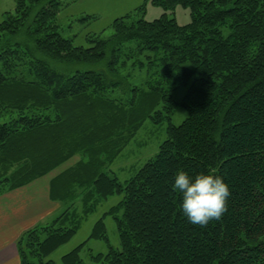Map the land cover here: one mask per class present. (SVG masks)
I'll use <instances>...</instances> for the list:
<instances>
[{
    "label": "trees",
    "instance_id": "16d2710c",
    "mask_svg": "<svg viewBox=\"0 0 264 264\" xmlns=\"http://www.w3.org/2000/svg\"><path fill=\"white\" fill-rule=\"evenodd\" d=\"M150 1L164 11L188 7L191 20L179 25L165 12L150 21L134 18L142 4L115 18L109 37L91 38L89 47L60 34V0H15L0 21V194L79 156L52 180L68 205L18 240L20 264H56L46 258L77 231L72 202L79 199L89 213L115 194L121 199L88 237L108 248L88 247L94 262L264 264V0ZM129 40L137 44L124 45ZM144 51L160 60L171 85L149 80L135 87L137 102L113 97L117 88L130 90L121 69ZM189 81L176 102L172 90ZM177 105L187 110L185 119L169 124L156 155L120 181L110 169L114 158L146 117L159 123ZM177 169L225 180L231 195L219 220L193 225L182 215L171 187ZM107 216L119 247L109 242ZM86 242L61 263L84 264Z\"/></svg>",
    "mask_w": 264,
    "mask_h": 264
},
{
    "label": "rangeland",
    "instance_id": "374dc122",
    "mask_svg": "<svg viewBox=\"0 0 264 264\" xmlns=\"http://www.w3.org/2000/svg\"><path fill=\"white\" fill-rule=\"evenodd\" d=\"M61 6L56 16L58 30L63 37L72 38L75 46L89 47L93 45L91 38H107L111 34L112 21L124 16L127 13L135 12V9L144 4V12L137 11L134 18L140 16L145 20H154L159 18L164 12L168 17L174 18L179 25H185L190 22V9L180 4L176 5L171 11H164L161 7L151 3L150 0H60ZM15 0H0V21L5 17V12L13 11ZM224 34L226 30L224 29ZM136 40H129L124 45L134 47ZM147 52L129 58L126 67L121 69L122 73L127 74L129 89L125 85V91L117 88L118 93H111L113 97L132 98L135 102L140 100V90L135 87L146 88L147 81L161 80L164 78V71L161 69L160 60L154 57L146 58ZM134 62V65L128 64ZM141 63V64H140ZM172 79L164 78L163 85H171ZM180 85L171 92L172 98L176 102H181L188 86ZM134 97V98H133ZM162 101L157 106L151 108L149 113L160 109ZM147 109V108H146ZM149 109H147L148 111ZM187 116V110L177 105L169 119H164L159 123H154L150 117H146L136 133L129 139L128 143L122 148L121 152L114 158L110 165L120 181L132 177L135 172L144 165L145 162L153 158L158 152L159 145L166 138V129L169 124L179 125ZM122 195H112L102 200L92 212L84 213L81 208V201L75 199L71 204L70 211L74 210V224L77 226L76 233L64 244L60 245L51 252L46 259L53 260L56 264L61 263V257L71 249L86 242V247L81 250L80 256L84 264H103L88 259V250L93 252H106L107 245L100 239H88L92 227L97 219L111 206L115 205ZM68 203V202H67ZM107 236L113 247H119V239L116 230V224L112 217L107 216L104 219Z\"/></svg>",
    "mask_w": 264,
    "mask_h": 264
},
{
    "label": "crops",
    "instance_id": "0c3cea01",
    "mask_svg": "<svg viewBox=\"0 0 264 264\" xmlns=\"http://www.w3.org/2000/svg\"><path fill=\"white\" fill-rule=\"evenodd\" d=\"M78 159L74 156L48 174L0 194V264H20L18 240L28 229L49 223L66 208L68 203L55 195L52 180Z\"/></svg>",
    "mask_w": 264,
    "mask_h": 264
},
{
    "label": "clouds",
    "instance_id": "9594fccd",
    "mask_svg": "<svg viewBox=\"0 0 264 264\" xmlns=\"http://www.w3.org/2000/svg\"><path fill=\"white\" fill-rule=\"evenodd\" d=\"M171 187L180 196L182 215L193 225L206 226L211 220H219L227 211L230 188L219 175L206 172L190 175L177 169Z\"/></svg>",
    "mask_w": 264,
    "mask_h": 264
}]
</instances>
